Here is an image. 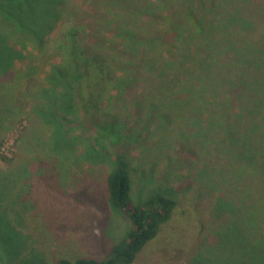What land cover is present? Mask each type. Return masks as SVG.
I'll return each instance as SVG.
<instances>
[{
    "label": "trees",
    "instance_id": "16d2710c",
    "mask_svg": "<svg viewBox=\"0 0 264 264\" xmlns=\"http://www.w3.org/2000/svg\"><path fill=\"white\" fill-rule=\"evenodd\" d=\"M9 1L14 10L21 8L18 0ZM203 2L121 0L118 5V0H114L112 4L123 16V21L112 25V19L106 17L99 22L102 37L97 38L93 32H97L98 27L90 29L92 33L89 34L79 23L64 19L61 10L55 17L42 21L44 12L53 11L56 6L61 9V1L35 0L29 15L33 26L27 28L32 38L27 43V52L23 51V47L21 51L11 50L3 54L5 60L10 59L0 69V92L4 94L3 98L0 97L4 105L0 130L10 117H15L12 109L15 103L22 106L26 101L34 102L31 110L33 117L38 125L45 126V131L51 132L50 154L56 155L63 147L74 145L70 137L73 121L82 125L87 120L91 122L102 145L142 139L143 135L133 138L120 117L110 115L105 108L118 95L127 97L135 92L145 75L155 79V96L147 98L146 91H142L145 98L136 100L134 106L141 107L143 102L149 104L148 115L159 120L154 131L173 124L185 129L196 127L197 112L204 122L202 127L206 138L211 132L212 136H216L215 141L239 147L240 155L246 153L243 155L245 159L239 160L240 166L232 172L231 177L236 182L242 181L247 186L242 192L236 191L235 212L226 213L234 215L228 225L219 222L221 219H217V213L215 219L205 215L206 208L194 205L191 198L171 196L167 192L182 187V180L191 174L201 156L189 152L181 164L188 168L185 174L177 166L181 170L168 183L177 184L176 189L174 186L155 189L140 201L133 196L131 166L125 158L116 161L106 176L105 204L107 202L113 210L127 217L129 226L126 233L104 258H98L91 252L66 253L57 259L58 264H133L139 254L160 236L165 226L176 219L186 220L191 228L202 233L206 224H210L209 218L216 221L220 240L230 245L228 257L218 264H264V77L251 75V72L238 73L237 78L233 77L236 73L233 71L234 57L228 51V45L219 42L217 36L222 34V30L218 29L220 32L211 27L213 19L209 21L210 11L204 15L206 8L201 10ZM60 23L61 28L52 39L51 32ZM214 29L217 32L212 31ZM92 39H97L95 42L106 50H112L111 55L96 51ZM16 57L21 60L26 57L31 67H24L21 62L17 64L14 61ZM9 79L13 81L11 89L6 84L2 85ZM221 87L227 90L223 95H219ZM161 97L168 99L164 109ZM250 101L253 105L258 102L251 115L246 109ZM69 117L74 119H67ZM134 117L135 121L138 120V115ZM42 129L29 132V139L26 140L38 141L42 137L39 132ZM182 145L181 153H184L187 144ZM189 156L194 159L191 163ZM175 160L178 164V154ZM10 174V177L5 176L0 169V195L3 193L0 196V264H33L18 257V248L25 239L21 233L23 227L19 224L17 229L9 230L7 226H2L6 224V212L13 217L15 213L4 205H8L9 182H14V188L17 182L16 175ZM191 185L195 186V183ZM84 194L77 195L79 205L84 204L82 198L90 205H102L94 204L93 197ZM4 195L6 200L3 203ZM14 218L19 222L23 219L20 212Z\"/></svg>",
    "mask_w": 264,
    "mask_h": 264
},
{
    "label": "rangeland",
    "instance_id": "374dc122",
    "mask_svg": "<svg viewBox=\"0 0 264 264\" xmlns=\"http://www.w3.org/2000/svg\"><path fill=\"white\" fill-rule=\"evenodd\" d=\"M60 1L61 9L56 6L53 11L44 12L42 21L47 17H55L61 10L64 19L79 23L89 34L98 27V31L93 32L97 38L102 37L99 22H103L106 17L112 19V25L123 21V16L119 15L112 4L114 0ZM34 2L35 0H18L21 8L16 7L17 10H14L9 0H0V69L9 62L10 58L5 60L3 57L7 51L18 52L24 47L23 51L27 52V43L32 41L27 28L29 25L33 26V19L29 15ZM120 2L118 0V5ZM202 6L201 10L206 8L204 15L210 11L209 21L213 19V26L209 22L210 26L222 30V34L217 36L219 42L225 46L227 44L228 51L232 52L233 71L236 72L233 77L237 78L236 75L242 72L264 77V0H204ZM35 10L36 8L34 12ZM60 28L61 23L51 32L52 39ZM215 29L212 31L217 32ZM95 41L92 39V43ZM94 45L99 53L111 55L112 50H106L98 42ZM14 61L17 64L21 62L24 67L32 65L26 57L22 60L16 57ZM154 80L145 75L135 92L127 97L118 95L105 108L110 115L120 117L121 122L127 125L126 131L132 133L133 138L143 135L137 142L127 140L121 144L102 145L91 122L87 120L82 125L73 121L70 137L73 138L74 145L63 147V150L53 155L49 153L52 145L50 130L45 131V126L42 125L43 130L31 112L34 102L26 101L22 106L17 103L13 105L15 117H10L0 130V169L5 176L10 177V173L16 175V187L10 181V191L6 195L9 206L4 205L15 212L14 217L20 212L23 219L19 222L10 212H6L4 217L7 225L2 226H7L9 230L17 229L19 224L23 227L21 233L25 235V239L18 248V257L33 264H58L57 259L66 253L91 252L98 258L108 255L129 226L128 219L122 212L113 210L107 202L105 204L107 173L116 161L123 158L132 168L133 196L140 201L150 196L155 189L175 188L177 184L168 183L181 170L177 166L185 174L188 168L181 165L183 159L190 153L201 156L191 174L182 180V187L167 192L171 196L184 195V198H191L194 205L206 208L205 215H211L215 219L217 213V219H221L219 222L230 224L234 215L226 213L231 210L235 212L236 191L242 192L247 186L242 181L236 182L231 176L240 166V158L245 159L243 155L246 153L240 155L239 147L215 141L216 136H212L211 132L206 138L202 127L204 122L197 112L196 127L187 126L190 129H185L173 124L154 131L159 120L148 115L149 104L143 102L141 107L134 106L136 100L155 96ZM4 84L10 89L13 87L12 79L2 83ZM142 91H146L145 97ZM218 91L219 95L227 92L223 87ZM0 97H4L1 92ZM161 98L164 102L161 107L164 109L168 99ZM254 103L257 108L258 102ZM248 104L250 106L246 109L251 115V111L256 110L255 105L252 101ZM2 110L4 105L0 102L1 117ZM134 115H138L137 125ZM37 129L43 130L39 131L42 137L38 141L26 140L29 139V132ZM16 141L21 146H17ZM183 143L187 147L181 153ZM177 154L180 158L178 164L175 160ZM188 161L191 163L194 159L189 156ZM191 183H195V186ZM83 192L84 196L93 197L94 204L102 205H90L84 198V204L79 205L77 195ZM6 196L3 197V203ZM208 221L210 224H206L203 232L199 233L186 220L176 219L165 226L160 236L139 254L133 264H218L224 261L228 257L230 245L220 240L221 233L216 230V221L214 223L210 218ZM233 246L236 247V244Z\"/></svg>",
    "mask_w": 264,
    "mask_h": 264
}]
</instances>
